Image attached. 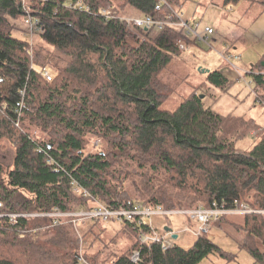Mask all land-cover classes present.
<instances>
[{"label": "trees", "instance_id": "16d2710c", "mask_svg": "<svg viewBox=\"0 0 264 264\" xmlns=\"http://www.w3.org/2000/svg\"><path fill=\"white\" fill-rule=\"evenodd\" d=\"M28 1L32 17L42 24L40 44L32 48L34 63L29 43L12 29L27 15L25 3L0 0V140L13 144L11 169L5 171L0 162V213L89 208L88 200L70 193L69 177L113 209L142 203L184 210L216 202L264 210V128L242 116L215 113L195 91L173 111L162 109L167 95L160 75L187 52L178 41L187 47L195 43L176 26L145 30L124 20H175L172 11L188 0H164L158 11L160 0H80L89 14L69 9L79 0ZM242 1L264 12V0H222V6ZM103 8L110 18L97 15ZM263 62L264 54L249 71L257 70L249 75L254 93L262 98ZM31 63L51 65L52 80L30 69ZM205 74L199 86L225 92L233 84L221 71ZM31 131L40 132L41 139ZM87 136L99 138L107 148L85 152ZM247 137L252 146L238 150L236 143ZM126 179L137 181L131 193L122 187ZM241 217L239 228L246 232L240 247L262 264L264 215ZM47 226L41 219L0 222V264H75L78 240L72 226L55 227L45 242L33 238ZM122 226L136 237L131 225ZM138 248L135 243L111 259L85 256L90 264H132L129 257ZM219 253L208 235L195 238L189 249L176 244L166 252L157 245L142 249L143 264H199Z\"/></svg>", "mask_w": 264, "mask_h": 264}, {"label": "rangeland", "instance_id": "374dc122", "mask_svg": "<svg viewBox=\"0 0 264 264\" xmlns=\"http://www.w3.org/2000/svg\"><path fill=\"white\" fill-rule=\"evenodd\" d=\"M31 6L32 2L26 0L25 10L30 15L33 12ZM247 7L245 1L239 2L237 5L223 7L222 0H188L176 11L184 19L201 22L202 25L211 27L214 34L208 40L211 48L200 44L198 48H193L175 58L163 70L160 75V82L166 87L165 94L167 96L161 106L162 109L173 111L195 91L199 96H202L203 106L210 108L215 113L222 116H242L244 119L252 121L259 128H264V105L256 100V98L258 100H264V98L254 93L251 75H249L256 73L257 70L250 73L248 69H244V67L256 66L260 61L261 54H264V12L260 14L262 10L259 5ZM12 29H14L13 35L15 37L29 42V28L24 23V19L19 20ZM235 31L238 33L236 43L231 38ZM39 42V34L35 33L32 48L40 44ZM234 44L235 49L232 47ZM227 51H230V56H235L237 59L234 60L233 57H229V60H226L219 55V53L225 54ZM32 56L34 55L32 54ZM33 65L35 66V64ZM46 68L53 76L52 66L48 65ZM206 70L221 71L232 80L233 84L225 92L209 85L199 86L200 83L205 82ZM261 72L264 73V71L259 73ZM29 133L38 139L42 137V134L37 131ZM87 138L85 152H95L107 148V145L99 138L90 136ZM252 143V138L247 137L239 140L236 143V148L240 151H247ZM0 144L3 150L0 154V162L5 171H9L13 164V144L6 140H0ZM134 182L137 181L126 179L122 187L131 193ZM77 198L80 199V197ZM184 220L181 216L166 217L165 220L154 216L152 223L157 229L166 224L179 233L182 230ZM242 224V217L234 215L225 223L216 224L214 228H211L207 234L208 238L219 247L220 253L208 256L199 264H256L247 250L240 247L244 238L243 235L245 236L244 232H246L242 227L239 228ZM54 228L47 226L36 230L33 233V238L45 242L52 235ZM89 230L93 231L92 235L88 233ZM73 231L78 240L77 252L81 249L83 255L88 258L111 259L126 254L135 243L138 244L137 234L134 238L132 233H128L119 224H97L95 226L94 224H86L79 226L78 232H75L74 229ZM194 240L195 237L192 235L179 234L175 244L183 249H189Z\"/></svg>", "mask_w": 264, "mask_h": 264}, {"label": "built area", "instance_id": "2783aa9c", "mask_svg": "<svg viewBox=\"0 0 264 264\" xmlns=\"http://www.w3.org/2000/svg\"><path fill=\"white\" fill-rule=\"evenodd\" d=\"M26 0H22L25 3ZM162 5H166L164 0L156 5V10H160ZM69 9L80 10L81 12L89 14L90 9L82 1H77L75 4L69 6ZM104 18H110V13L106 9L99 10L98 14ZM173 18L166 22H155L150 17H131L124 18V20L131 26L149 29L152 26H156L157 29H162L163 26H176L183 29L186 37L194 41L195 45L187 47L182 41H178V47L182 51H189L193 48H198L200 44L207 45L211 48L208 43L209 37L214 34L211 27L202 25L201 22L189 21L182 17L177 12L172 11ZM24 23L29 28V47L27 52L32 57V41L33 35L39 33L42 29L41 21L37 18L32 17L28 14L24 17ZM227 51L225 54H220L222 58L229 60V57L237 59L235 56H230ZM234 67V66H233ZM30 69L38 72L47 82L52 80L50 71L44 68H38L31 65ZM261 75H264L261 74ZM23 94V92H20ZM260 104L264 105V100H257ZM17 125V124H16ZM48 164H54L52 159L48 158ZM57 166V165H56ZM58 167V166H57ZM69 187L71 194L82 199H86L90 202L89 208H78L74 211L62 212L54 210L51 212H21V213H0V222L16 223L19 221H33V220H47L49 226L58 227L65 224H70L75 232H78L79 226L93 223L100 224H128L131 225L133 230L137 233V242L139 245L138 249H135L130 257L129 261L132 264H143L144 258L142 255V249L144 247H151L157 245L160 247L161 252H166L175 246V241L179 238V234H189L195 238L207 235L210 231L211 225L219 221L223 216H234V215H264V210H257L250 208L247 204H235L232 208H227L225 204L213 202L208 208L196 207L184 210H172L164 209L159 205L142 204L137 203L130 208H109L99 199L94 198L89 192L83 189L73 178L69 177ZM63 181V179H61ZM158 216L165 220L166 217H183L184 224L181 232H175L173 228L164 224L163 227L157 229L152 223V218ZM165 227H169V231H164ZM174 236H176L174 238ZM75 264H90V262L83 255L80 249L77 252V262ZM261 264V263H257ZM264 264V262L262 263Z\"/></svg>", "mask_w": 264, "mask_h": 264}, {"label": "crops", "instance_id": "0c3cea01", "mask_svg": "<svg viewBox=\"0 0 264 264\" xmlns=\"http://www.w3.org/2000/svg\"><path fill=\"white\" fill-rule=\"evenodd\" d=\"M261 9V8H260ZM231 38H232V40L236 43V39L238 38V33H236V31H235V33H233V35L231 36ZM213 40V39H212ZM214 41V40H213ZM235 44L234 45H232V47H233V49H235ZM245 46V45H244ZM244 46H242V47H244ZM229 53H230V51H228ZM263 54V53H262ZM262 54H261V56H262ZM261 56H260V58H261ZM234 66V65H233ZM235 67V66H234ZM253 67H244V69H248V71H250V69H252ZM3 152V150H2V148H1V144H0V154Z\"/></svg>", "mask_w": 264, "mask_h": 264}, {"label": "water", "instance_id": "95a60500", "mask_svg": "<svg viewBox=\"0 0 264 264\" xmlns=\"http://www.w3.org/2000/svg\"><path fill=\"white\" fill-rule=\"evenodd\" d=\"M262 65H264V62L262 63ZM205 72L208 73L209 70H206ZM200 98H202V96H200ZM169 230H170L169 227H165V228H164V231H169ZM175 237H176V236H174V238H175Z\"/></svg>", "mask_w": 264, "mask_h": 264}]
</instances>
